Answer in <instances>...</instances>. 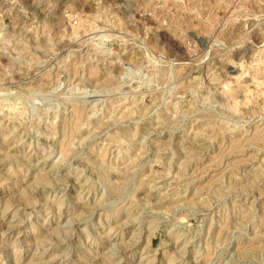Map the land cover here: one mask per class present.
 <instances>
[{"label":"rangeland","instance_id":"1","mask_svg":"<svg viewBox=\"0 0 264 264\" xmlns=\"http://www.w3.org/2000/svg\"><path fill=\"white\" fill-rule=\"evenodd\" d=\"M0 264H264V0H0Z\"/></svg>","mask_w":264,"mask_h":264}]
</instances>
